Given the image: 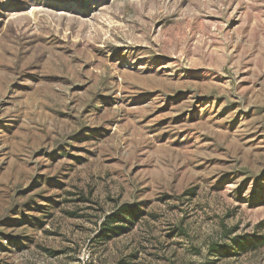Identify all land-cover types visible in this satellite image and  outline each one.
Segmentation results:
<instances>
[{
	"label": "rangeland",
	"instance_id": "1",
	"mask_svg": "<svg viewBox=\"0 0 264 264\" xmlns=\"http://www.w3.org/2000/svg\"><path fill=\"white\" fill-rule=\"evenodd\" d=\"M0 264H264V0H0Z\"/></svg>",
	"mask_w": 264,
	"mask_h": 264
},
{
	"label": "trees",
	"instance_id": "2",
	"mask_svg": "<svg viewBox=\"0 0 264 264\" xmlns=\"http://www.w3.org/2000/svg\"><path fill=\"white\" fill-rule=\"evenodd\" d=\"M136 210H137L136 206H132L129 204L121 205L114 213H112L111 215L108 216L106 223L103 224L104 230H106V232H111L113 234H117L114 231L116 229L118 230L117 226L110 228L111 224H113L115 222L114 219L124 218L123 219L124 221H129V219H131V218L136 219L137 218V215L135 213Z\"/></svg>",
	"mask_w": 264,
	"mask_h": 264
}]
</instances>
